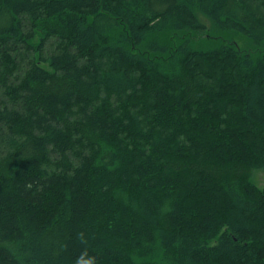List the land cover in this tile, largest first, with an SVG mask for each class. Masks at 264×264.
I'll return each mask as SVG.
<instances>
[{
    "label": "trees",
    "instance_id": "trees-1",
    "mask_svg": "<svg viewBox=\"0 0 264 264\" xmlns=\"http://www.w3.org/2000/svg\"><path fill=\"white\" fill-rule=\"evenodd\" d=\"M256 170L264 0H0V264H264Z\"/></svg>",
    "mask_w": 264,
    "mask_h": 264
},
{
    "label": "rangeland",
    "instance_id": "rangeland-1",
    "mask_svg": "<svg viewBox=\"0 0 264 264\" xmlns=\"http://www.w3.org/2000/svg\"><path fill=\"white\" fill-rule=\"evenodd\" d=\"M239 47H246L248 46V41L244 38L241 34H234L233 39ZM253 182L258 186L262 187L264 185V172L262 170H256L252 174Z\"/></svg>",
    "mask_w": 264,
    "mask_h": 264
}]
</instances>
